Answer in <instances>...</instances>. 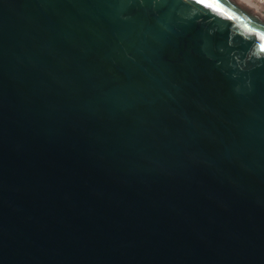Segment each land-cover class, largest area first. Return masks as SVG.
Returning <instances> with one entry per match:
<instances>
[{
	"label": "water",
	"instance_id": "obj_1",
	"mask_svg": "<svg viewBox=\"0 0 264 264\" xmlns=\"http://www.w3.org/2000/svg\"><path fill=\"white\" fill-rule=\"evenodd\" d=\"M0 264H264V19L0 0Z\"/></svg>",
	"mask_w": 264,
	"mask_h": 264
},
{
	"label": "bare ground",
	"instance_id": "obj_2",
	"mask_svg": "<svg viewBox=\"0 0 264 264\" xmlns=\"http://www.w3.org/2000/svg\"><path fill=\"white\" fill-rule=\"evenodd\" d=\"M257 15H259L262 19H264V15L262 14L260 8L254 0H236Z\"/></svg>",
	"mask_w": 264,
	"mask_h": 264
},
{
	"label": "built area",
	"instance_id": "obj_3",
	"mask_svg": "<svg viewBox=\"0 0 264 264\" xmlns=\"http://www.w3.org/2000/svg\"><path fill=\"white\" fill-rule=\"evenodd\" d=\"M257 4H259V8L262 12V14L264 15V0H254Z\"/></svg>",
	"mask_w": 264,
	"mask_h": 264
},
{
	"label": "rangeland",
	"instance_id": "obj_4",
	"mask_svg": "<svg viewBox=\"0 0 264 264\" xmlns=\"http://www.w3.org/2000/svg\"><path fill=\"white\" fill-rule=\"evenodd\" d=\"M257 5H259V4H257ZM259 7V6H258Z\"/></svg>",
	"mask_w": 264,
	"mask_h": 264
}]
</instances>
